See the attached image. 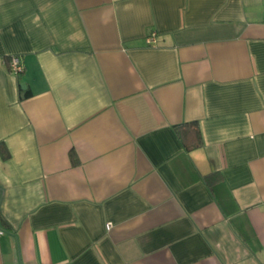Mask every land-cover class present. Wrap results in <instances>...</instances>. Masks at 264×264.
<instances>
[{
	"label": "crops",
	"instance_id": "1",
	"mask_svg": "<svg viewBox=\"0 0 264 264\" xmlns=\"http://www.w3.org/2000/svg\"><path fill=\"white\" fill-rule=\"evenodd\" d=\"M0 230V264H264V0H0Z\"/></svg>",
	"mask_w": 264,
	"mask_h": 264
},
{
	"label": "trees",
	"instance_id": "2",
	"mask_svg": "<svg viewBox=\"0 0 264 264\" xmlns=\"http://www.w3.org/2000/svg\"><path fill=\"white\" fill-rule=\"evenodd\" d=\"M9 60V59H8ZM176 133L183 145L187 149L199 146L201 143V132L197 121H189L174 126ZM7 154L4 152V156ZM208 185H214L220 181L221 177L217 172L209 173L203 176Z\"/></svg>",
	"mask_w": 264,
	"mask_h": 264
},
{
	"label": "built area",
	"instance_id": "3",
	"mask_svg": "<svg viewBox=\"0 0 264 264\" xmlns=\"http://www.w3.org/2000/svg\"><path fill=\"white\" fill-rule=\"evenodd\" d=\"M8 68L13 72V73H20L22 71V63H21V60H20V57L19 56H11L9 58V61H8ZM110 223H107L106 224V229H109L110 228ZM0 233H2V231L0 230Z\"/></svg>",
	"mask_w": 264,
	"mask_h": 264
}]
</instances>
